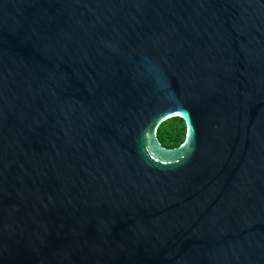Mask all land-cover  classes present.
Masks as SVG:
<instances>
[{
  "label": "water",
  "instance_id": "water-1",
  "mask_svg": "<svg viewBox=\"0 0 264 264\" xmlns=\"http://www.w3.org/2000/svg\"><path fill=\"white\" fill-rule=\"evenodd\" d=\"M0 264H264V0H0Z\"/></svg>",
  "mask_w": 264,
  "mask_h": 264
},
{
  "label": "trees",
  "instance_id": "trees-1",
  "mask_svg": "<svg viewBox=\"0 0 264 264\" xmlns=\"http://www.w3.org/2000/svg\"><path fill=\"white\" fill-rule=\"evenodd\" d=\"M187 135V126L183 119L173 117L160 123L157 128V137L165 147H176L181 144Z\"/></svg>",
  "mask_w": 264,
  "mask_h": 264
}]
</instances>
